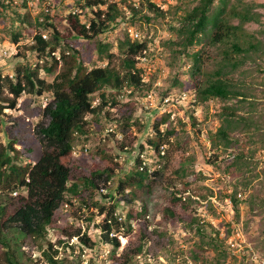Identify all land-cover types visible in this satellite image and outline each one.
I'll return each instance as SVG.
<instances>
[{"label": "trees", "instance_id": "trees-1", "mask_svg": "<svg viewBox=\"0 0 264 264\" xmlns=\"http://www.w3.org/2000/svg\"><path fill=\"white\" fill-rule=\"evenodd\" d=\"M76 4L79 11L55 20L0 0L3 29L17 47L12 74L0 72V264H160L161 256L226 264L235 260L226 240L241 205L245 238L264 260V1ZM165 17L160 87L156 73L144 78L147 33L132 39L123 29L115 43L102 36L121 23L141 32ZM150 92L161 100L191 95L188 122L166 112L148 126L139 97ZM210 103L216 123L205 121L204 161L219 166L231 153L220 175L229 188L215 194L233 211L223 235L202 216L201 208L217 216L213 191L195 193L185 180L191 171L172 169L175 154L190 159L180 132L189 125L198 140L202 123L192 112ZM77 145L88 157L75 155ZM177 224L192 243L173 254L168 230Z\"/></svg>", "mask_w": 264, "mask_h": 264}, {"label": "rangeland", "instance_id": "rangeland-1", "mask_svg": "<svg viewBox=\"0 0 264 264\" xmlns=\"http://www.w3.org/2000/svg\"><path fill=\"white\" fill-rule=\"evenodd\" d=\"M81 0H10L11 7L19 11L20 13H23L24 11H27L30 16L36 17L41 12H48L49 15L54 18L55 20L60 19L65 14H67L70 11H79L77 8L78 2ZM118 2H126L129 1H136V0H115ZM154 3L162 7L163 9H166L168 5L173 4L175 0H152ZM264 1V0H259ZM169 20V17H165L164 19H159L152 24H149L148 26L144 27V29L139 32L137 27H127L126 24L121 23L118 28L110 31L106 35L102 36V38L106 41H111L113 43L116 42V37L120 34V31L123 29H127V32L129 34V37L132 39L135 38V34H137L138 39H142L146 33L148 37H151L152 43L149 45L148 54L149 56L146 59H142L141 65L144 67V78H148L150 74L156 73L157 81L155 85L162 87L166 82L164 80L166 76V70L164 66V60L162 54H160V46L159 41L169 37V33L167 31V22ZM4 22L0 19V72L2 74H9L11 75L13 72V69L15 67V64L17 63V59L14 58V56L17 53V47L16 45L12 44L10 41V36L5 33L4 31ZM28 41V39H26ZM36 58L33 56L31 58L32 63H34ZM41 77L44 79L50 81L51 77L48 75H45L41 73ZM48 96H44L42 99V103L47 101ZM139 101L142 104V117H144V121H146V124L150 126L154 118H158L162 116L166 112H170V119L174 118H180L182 121L188 122V115L185 113L187 111H191L192 106H190L191 101V95H182L179 94H173L171 98L168 97L164 100H161V98L154 96L152 92L148 93L144 97H139ZM217 106L210 103L207 107H199L195 109L192 112V115L196 118L197 121L202 123L201 127V134L198 137V140H195L192 130L190 129V126L185 127V132H180L182 139L186 141V155H189V160L186 162H181V157L179 153L175 154L172 159V169L185 166L188 170L191 171L187 177H185V180L190 182V188L195 191V193H206L207 190H211L214 193V196L211 197V201L214 205L216 215L217 216H211L208 213H205L201 208V211L203 213L202 216H206L208 220H211V223L215 225L219 231L220 234L223 235L225 233V221L229 219L232 216L233 211L231 210V205L228 201L221 202L219 201L215 194L217 193V190L225 188L227 186V183L224 184L221 181V170L222 166L229 162L231 160V153L230 150L227 151L225 155H223V158L221 159V164L219 166L217 165H207L204 161L205 155L209 156L210 153L207 150L208 142L205 139V121H213L214 117L213 114L216 111ZM11 113V112H10ZM14 113V112H12ZM14 114H20L19 111L15 112ZM216 122H214L215 124ZM178 128V126H176ZM204 127V128H203ZM140 139H143L144 137L140 136ZM0 141L4 142L5 137H3L1 131H0ZM91 146H87L86 148L91 149ZM81 145H77L75 149V155L80 157H88V152L85 153V151H80ZM89 151V150H88ZM261 158L263 159L264 156L261 154ZM84 159V158H83ZM123 159V156H120L119 161L121 162ZM123 162V161H122ZM221 167V168H220ZM200 173V178L196 175ZM172 178H174L176 181L175 183L178 185V181L176 178V175L172 174ZM230 183V181H228ZM229 187H226V189ZM207 189V190H206ZM65 206V205H64ZM66 207V206H65ZM64 209V208H63ZM226 213V215H225ZM248 214V208L245 205H241L240 207V223L236 226H234L233 234L227 238L226 244L231 250L232 256L235 258V260L229 259L227 260L226 264H240L241 257L245 254H242L243 250H239L238 248L231 247V244L233 243H240L242 246H246L247 244L251 247L252 242L248 241L245 238V233L243 232V223L245 220L246 215ZM255 223H252L251 230L254 229ZM168 233L172 235V238L175 239V245L172 248V253H178L179 250L187 251L191 248V241L187 242L185 244L184 237L185 233L182 231V228L180 227V224H177L175 228H170L168 230ZM75 241V240H72ZM125 240L121 239V243H124ZM255 251V249L253 248ZM258 257L260 258V254L256 252ZM33 256L39 257L40 251L38 249L34 250ZM160 264H170L165 257L161 256L159 259ZM142 262V261H141ZM244 264L247 262H250L247 258V256L244 259ZM85 264V262H84Z\"/></svg>", "mask_w": 264, "mask_h": 264}, {"label": "built area", "instance_id": "built-area-1", "mask_svg": "<svg viewBox=\"0 0 264 264\" xmlns=\"http://www.w3.org/2000/svg\"><path fill=\"white\" fill-rule=\"evenodd\" d=\"M5 4H9L10 0H4ZM43 38H46L45 35L42 36ZM135 38H137V34H135ZM231 247L234 248H238L239 250H243L242 254H245V257L247 256L248 260L256 263V264H264V260L259 258L256 251L253 250V248L250 245H246L245 247L240 245V243H233L231 244ZM229 264V263H228Z\"/></svg>", "mask_w": 264, "mask_h": 264}]
</instances>
